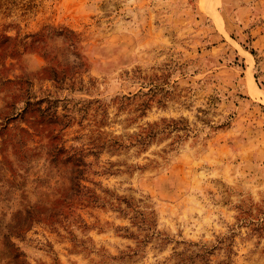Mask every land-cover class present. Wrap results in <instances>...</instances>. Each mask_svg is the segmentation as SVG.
Returning a JSON list of instances; mask_svg holds the SVG:
<instances>
[{"label": "rangeland", "instance_id": "rangeland-1", "mask_svg": "<svg viewBox=\"0 0 264 264\" xmlns=\"http://www.w3.org/2000/svg\"><path fill=\"white\" fill-rule=\"evenodd\" d=\"M0 264H264V0H0Z\"/></svg>", "mask_w": 264, "mask_h": 264}, {"label": "bare ground", "instance_id": "bare-ground-1", "mask_svg": "<svg viewBox=\"0 0 264 264\" xmlns=\"http://www.w3.org/2000/svg\"><path fill=\"white\" fill-rule=\"evenodd\" d=\"M253 84H255V83H253ZM255 88H257V87H254V89H255ZM252 89H253V88H252Z\"/></svg>", "mask_w": 264, "mask_h": 264}]
</instances>
